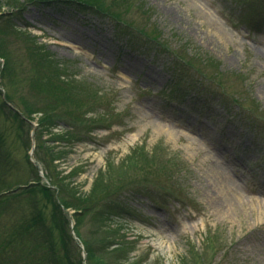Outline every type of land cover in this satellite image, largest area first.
<instances>
[{
  "label": "rangeland",
  "instance_id": "obj_1",
  "mask_svg": "<svg viewBox=\"0 0 264 264\" xmlns=\"http://www.w3.org/2000/svg\"><path fill=\"white\" fill-rule=\"evenodd\" d=\"M36 45L76 81L62 104L91 102L55 178L85 196L98 177L131 190L112 222L123 264H264V0H0V264H78L35 159L57 143L36 112L51 101ZM70 117L53 133L77 128ZM62 211L94 252L83 264L115 262L94 216L77 227Z\"/></svg>",
  "mask_w": 264,
  "mask_h": 264
},
{
  "label": "trees",
  "instance_id": "obj_2",
  "mask_svg": "<svg viewBox=\"0 0 264 264\" xmlns=\"http://www.w3.org/2000/svg\"><path fill=\"white\" fill-rule=\"evenodd\" d=\"M83 2V1H82ZM84 4V3H81ZM94 6V5H92ZM97 8V7H95ZM98 9V8H97ZM37 44V43H36ZM36 47V48H35ZM35 48V49H34ZM34 49L32 53H34V63L37 65L38 73L41 74V69L43 70V80L41 81V78L38 80V85L41 86V90L43 91L42 86L44 85L47 91V94L50 96L51 101L44 105L42 108H39L36 112L40 113L42 117L40 118V128L41 130L45 131L46 133L54 134L55 137H53V141L55 143L56 148L52 149V152L50 154V162L49 157L48 160L44 158L41 154L35 152V159L36 161L44 165L45 171H47V177L50 179L52 186L58 189L60 191L59 199L61 201V206L58 205L54 200V204L56 206V209L59 211V213L63 217V228L64 231L61 233V237L63 239V242L67 244L66 240L72 244V247L75 248L78 254V264H83V258H82V251L80 246L75 242V240L72 238V235L69 234V230L66 228V220L64 218V214L62 211V208H65L67 210L74 211V219L77 222V227L80 225L81 219L86 216H94L95 224L97 227L98 232H106V238L101 242L98 248V252L107 253V255H115V262H110L109 259L104 264H123L126 263L125 259L126 257H119L118 254L122 250V246L125 248V242L124 241H115L112 240L113 237L117 238L120 235H117V229L112 227V222L115 221V217L122 218L123 214L122 212L125 210L122 206L121 202L123 200V196L127 193H130L131 190L128 189L127 185H124V187H121L119 189L113 190L108 185H103L101 182V178H97L94 182L93 188L91 192L88 195H82L76 192V189L71 187L69 183H67V178H61L57 176L55 178L54 174L52 173V165L57 161L60 160L64 155H67L69 152L67 149H70L72 146H74L77 142L83 141V131L80 130L81 128H87L90 125V120L86 118V116L89 114L88 109L84 110L86 107L91 104V102H87L86 104H75V101H72L70 106H65L64 102L69 101V99H72L70 96L71 92L67 90V86L72 85L75 81L74 77L72 75H69L67 72V66L63 65L62 63L58 62L49 52L47 53L46 50L43 48H40L39 45L34 46ZM44 50V51H43ZM0 58L4 60L3 55H0ZM191 64V63H189ZM41 81V82H40ZM37 83V80H36ZM66 95V96H65ZM70 95V96H69ZM73 100V99H72ZM64 105V108L66 109H73L72 114H61L59 112V109H61V106ZM71 116V117H70ZM71 118V121H73L77 126V128L73 129L69 126V130L65 131L64 133H61L60 135H57L53 133L58 125L59 122L64 121L63 118ZM56 119V120H55ZM62 119V120H61ZM60 120V121H58ZM70 121V122H71ZM72 130V131H70ZM41 147V145L39 146ZM57 149H62L63 154L61 155V151H59V156L57 155ZM66 149L67 151H65ZM39 152V151H38ZM65 153V154H64ZM73 174V173H72ZM39 181H41L40 177H38ZM70 179V178H69ZM40 188V187H39ZM43 188V187H42ZM127 188V189H126ZM125 189L127 191H125ZM44 190L46 192H50L53 194V191L48 190L44 187ZM103 206H106V209H103L102 211H99V213H95L98 211V209ZM101 207V209H102ZM55 209V210H56ZM81 212V213H80ZM83 213V215H81ZM95 213V214H94ZM94 214V215H93ZM113 231L114 235H110V232ZM79 239H81V243L83 244L85 251L87 253V257L89 261L94 260L93 251L91 249V245L88 243V241L82 240V237L79 235ZM115 246L118 248L115 251ZM112 249V250H110ZM97 250V249H95ZM34 264H58L54 263V261L50 258L47 260H41ZM130 264V263H128Z\"/></svg>",
  "mask_w": 264,
  "mask_h": 264
},
{
  "label": "bare ground",
  "instance_id": "obj_3",
  "mask_svg": "<svg viewBox=\"0 0 264 264\" xmlns=\"http://www.w3.org/2000/svg\"><path fill=\"white\" fill-rule=\"evenodd\" d=\"M225 170H222L221 169V181L223 183V187H225V189H232V188H235L236 187V182L234 180H232L229 175L226 173V171L224 172ZM237 192V191H236Z\"/></svg>",
  "mask_w": 264,
  "mask_h": 264
},
{
  "label": "water",
  "instance_id": "obj_4",
  "mask_svg": "<svg viewBox=\"0 0 264 264\" xmlns=\"http://www.w3.org/2000/svg\"><path fill=\"white\" fill-rule=\"evenodd\" d=\"M76 239V238H75Z\"/></svg>",
  "mask_w": 264,
  "mask_h": 264
}]
</instances>
